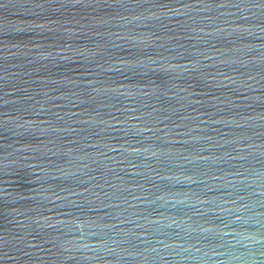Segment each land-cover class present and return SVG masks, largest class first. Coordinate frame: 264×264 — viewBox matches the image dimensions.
<instances>
[{
  "label": "water",
  "instance_id": "95a60500",
  "mask_svg": "<svg viewBox=\"0 0 264 264\" xmlns=\"http://www.w3.org/2000/svg\"><path fill=\"white\" fill-rule=\"evenodd\" d=\"M0 264H264V0H0Z\"/></svg>",
  "mask_w": 264,
  "mask_h": 264
}]
</instances>
